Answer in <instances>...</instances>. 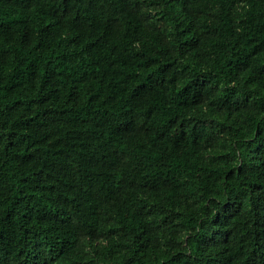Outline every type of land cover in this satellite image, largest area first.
<instances>
[{
    "label": "trees",
    "instance_id": "16d2710c",
    "mask_svg": "<svg viewBox=\"0 0 264 264\" xmlns=\"http://www.w3.org/2000/svg\"><path fill=\"white\" fill-rule=\"evenodd\" d=\"M0 264H264V0H0Z\"/></svg>",
    "mask_w": 264,
    "mask_h": 264
}]
</instances>
